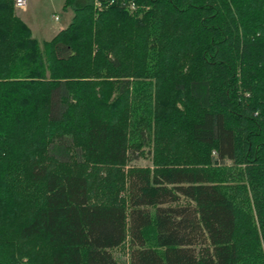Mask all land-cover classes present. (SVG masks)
I'll list each match as a JSON object with an SVG mask.
<instances>
[{"label": "trees", "instance_id": "1", "mask_svg": "<svg viewBox=\"0 0 264 264\" xmlns=\"http://www.w3.org/2000/svg\"><path fill=\"white\" fill-rule=\"evenodd\" d=\"M64 6L0 0V264H264V0Z\"/></svg>", "mask_w": 264, "mask_h": 264}, {"label": "rangeland", "instance_id": "2", "mask_svg": "<svg viewBox=\"0 0 264 264\" xmlns=\"http://www.w3.org/2000/svg\"><path fill=\"white\" fill-rule=\"evenodd\" d=\"M15 10L39 40L50 39L54 30L65 27L73 14L71 6H64V0H29L25 8ZM133 162L139 166L150 164L149 156L139 157ZM113 253L119 260H128L126 247L115 249Z\"/></svg>", "mask_w": 264, "mask_h": 264}, {"label": "built area", "instance_id": "3", "mask_svg": "<svg viewBox=\"0 0 264 264\" xmlns=\"http://www.w3.org/2000/svg\"><path fill=\"white\" fill-rule=\"evenodd\" d=\"M28 1L29 0H13V4H14V7L16 9H23L27 6L28 4ZM94 2V5L96 6H100L102 5L104 2L107 3V4H111L113 2V0H93ZM124 5H126V8L128 10H134L136 8V5L133 1H128V2H125ZM55 19H57V17H55Z\"/></svg>", "mask_w": 264, "mask_h": 264}, {"label": "crops", "instance_id": "4", "mask_svg": "<svg viewBox=\"0 0 264 264\" xmlns=\"http://www.w3.org/2000/svg\"><path fill=\"white\" fill-rule=\"evenodd\" d=\"M61 28H63V27H60L58 30L56 29V30H54V33L53 34H51L52 36L54 35V34H56V32H58ZM30 29H31V31H32V34H33V30H32V28L30 27ZM48 33H50V31L48 32ZM34 36V35H33ZM51 36V37H52Z\"/></svg>", "mask_w": 264, "mask_h": 264}]
</instances>
